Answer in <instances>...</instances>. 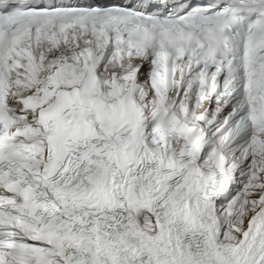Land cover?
I'll return each instance as SVG.
<instances>
[{
    "label": "snow or ice",
    "instance_id": "1",
    "mask_svg": "<svg viewBox=\"0 0 264 264\" xmlns=\"http://www.w3.org/2000/svg\"><path fill=\"white\" fill-rule=\"evenodd\" d=\"M0 264H264V0H0Z\"/></svg>",
    "mask_w": 264,
    "mask_h": 264
}]
</instances>
